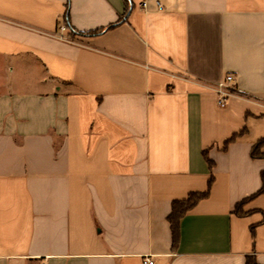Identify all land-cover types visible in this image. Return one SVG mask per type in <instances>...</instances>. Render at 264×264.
Masks as SVG:
<instances>
[{"label":"crops","instance_id":"obj_1","mask_svg":"<svg viewBox=\"0 0 264 264\" xmlns=\"http://www.w3.org/2000/svg\"><path fill=\"white\" fill-rule=\"evenodd\" d=\"M131 2L0 0V264H264V0Z\"/></svg>","mask_w":264,"mask_h":264},{"label":"trees","instance_id":"obj_2","mask_svg":"<svg viewBox=\"0 0 264 264\" xmlns=\"http://www.w3.org/2000/svg\"><path fill=\"white\" fill-rule=\"evenodd\" d=\"M125 1H126L125 15H128L132 9V2H131V0H125ZM112 26L113 25H111L110 27H112ZM235 138H236V135H233L230 139H228L226 141L225 145H228ZM258 147H259V143L254 146V148L252 150V155L256 156V154H257L256 150ZM208 161H209L210 166L212 167L213 161L210 159H208ZM213 180H214V176L211 175V177L209 179V183H208V188L206 191H204V192H193L187 198L181 199V200H176L173 202L172 211H171V214L169 215V220L171 223L174 242H177L179 239V221H180V219L182 218V216H184L186 214L187 211L192 209L197 204V202L199 200H201L202 198H205L209 195ZM263 191H264V174H263V186L259 192L261 193ZM244 202H245V200L238 203L234 209V212H236L240 215L246 214V212H244L242 210V205ZM246 264H260V263H258V261L254 255H247Z\"/></svg>","mask_w":264,"mask_h":264},{"label":"built area","instance_id":"obj_3","mask_svg":"<svg viewBox=\"0 0 264 264\" xmlns=\"http://www.w3.org/2000/svg\"><path fill=\"white\" fill-rule=\"evenodd\" d=\"M145 1L142 3L145 6ZM68 27L65 24L59 25L58 36L62 39H69L66 35ZM236 78L233 73H228L225 76V79L221 82H218L214 86V91L217 98V104L221 107H225L228 104V100L231 95L235 93L236 88ZM143 264H154L155 261L152 256L146 255L142 258ZM44 264V263H43Z\"/></svg>","mask_w":264,"mask_h":264}]
</instances>
